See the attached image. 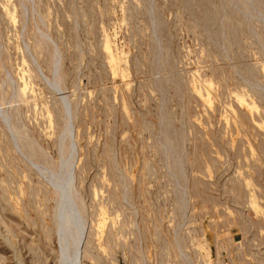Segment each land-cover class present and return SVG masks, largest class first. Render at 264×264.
<instances>
[{"label":"rangeland","instance_id":"374dc122","mask_svg":"<svg viewBox=\"0 0 264 264\" xmlns=\"http://www.w3.org/2000/svg\"><path fill=\"white\" fill-rule=\"evenodd\" d=\"M0 264H264V0H0Z\"/></svg>","mask_w":264,"mask_h":264},{"label":"bare ground","instance_id":"6f19581e","mask_svg":"<svg viewBox=\"0 0 264 264\" xmlns=\"http://www.w3.org/2000/svg\"><path fill=\"white\" fill-rule=\"evenodd\" d=\"M77 247V246H76Z\"/></svg>","mask_w":264,"mask_h":264}]
</instances>
